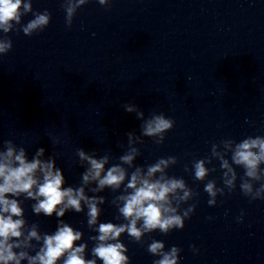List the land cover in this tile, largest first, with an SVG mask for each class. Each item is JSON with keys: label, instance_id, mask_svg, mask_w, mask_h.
<instances>
[{"label": "water", "instance_id": "1", "mask_svg": "<svg viewBox=\"0 0 264 264\" xmlns=\"http://www.w3.org/2000/svg\"><path fill=\"white\" fill-rule=\"evenodd\" d=\"M33 7H48L52 18L31 35L9 33L13 47L0 55V141L11 137L29 153L44 145L67 182L78 183L83 169L76 147L116 156L127 131L139 133L140 120L125 111L124 101L146 114L162 110L175 124L163 143L150 136L138 142L136 162L177 155L168 171L185 177L198 203L182 228L154 230L143 242L125 233L131 264H152L146 247L152 236L180 245V264H264V194L246 200L234 186L209 205L206 181L184 169L210 155L212 141L264 134V0H111L109 7L88 0L71 26L59 0H33ZM49 133L61 142L53 143ZM213 162L209 176L221 184L222 169ZM104 194L110 201L111 190ZM108 201L102 219L115 216ZM25 207L42 229L56 226L54 215L34 214L30 202ZM64 218L83 227L87 238L84 212L68 211Z\"/></svg>", "mask_w": 264, "mask_h": 264}, {"label": "clouds", "instance_id": "2", "mask_svg": "<svg viewBox=\"0 0 264 264\" xmlns=\"http://www.w3.org/2000/svg\"><path fill=\"white\" fill-rule=\"evenodd\" d=\"M59 2L64 22L71 26L77 10L88 0ZM98 3L111 6V0ZM27 13L31 16L25 21ZM51 18V10L34 8L33 0H0V55L13 47L11 31L31 35L45 29ZM123 107L139 118V133L128 130L126 147L116 156L110 150L98 154L95 148L76 147L77 162L83 169L78 183L67 182L56 155L46 152L44 145L29 153L11 137L0 141V264H131L125 233L129 239L143 242L146 233H167L185 225L195 211L198 200L193 198L198 193L183 175L169 173L177 155H161L147 164L136 162L141 151L138 142L150 136L157 144L163 143L175 118L162 110L146 114L131 101H124ZM49 135L53 143L61 142L59 135ZM214 158L222 169L221 184L209 176L217 168ZM184 169L206 181L203 189L209 205L234 186L246 200L259 198L264 194V134L245 132L238 138L212 141L210 155L193 158ZM106 188L112 192L110 201L104 194ZM106 201L116 208L114 218H101ZM26 202L36 215H54L56 226L42 229L38 220H30ZM68 211L84 212L87 238L83 227L64 218ZM232 218L241 217L234 214ZM146 247L153 254L152 264H180V245L166 246L164 239L152 236ZM191 247L199 251L195 244Z\"/></svg>", "mask_w": 264, "mask_h": 264}]
</instances>
